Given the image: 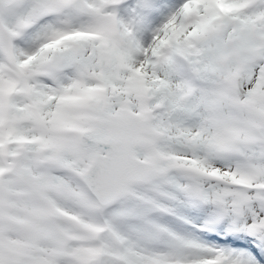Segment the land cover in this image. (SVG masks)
Returning a JSON list of instances; mask_svg holds the SVG:
<instances>
[{"label":"snow or ice","instance_id":"obj_1","mask_svg":"<svg viewBox=\"0 0 264 264\" xmlns=\"http://www.w3.org/2000/svg\"><path fill=\"white\" fill-rule=\"evenodd\" d=\"M0 264H264V0H0Z\"/></svg>","mask_w":264,"mask_h":264}]
</instances>
